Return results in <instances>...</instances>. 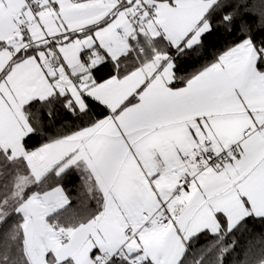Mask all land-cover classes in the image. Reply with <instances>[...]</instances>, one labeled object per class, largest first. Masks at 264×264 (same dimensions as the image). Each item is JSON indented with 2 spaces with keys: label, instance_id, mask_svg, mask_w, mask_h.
<instances>
[{
  "label": "snow or ice",
  "instance_id": "1",
  "mask_svg": "<svg viewBox=\"0 0 264 264\" xmlns=\"http://www.w3.org/2000/svg\"><path fill=\"white\" fill-rule=\"evenodd\" d=\"M0 264H264V0H0Z\"/></svg>",
  "mask_w": 264,
  "mask_h": 264
},
{
  "label": "trees",
  "instance_id": "2",
  "mask_svg": "<svg viewBox=\"0 0 264 264\" xmlns=\"http://www.w3.org/2000/svg\"><path fill=\"white\" fill-rule=\"evenodd\" d=\"M69 189H70V192H72L74 194V191H75V184L74 183H70L68 185Z\"/></svg>",
  "mask_w": 264,
  "mask_h": 264
}]
</instances>
